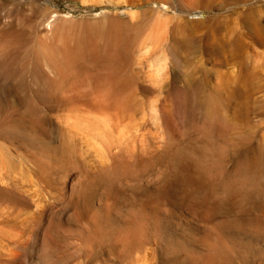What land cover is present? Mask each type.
<instances>
[{
	"label": "rangeland",
	"instance_id": "rangeland-1",
	"mask_svg": "<svg viewBox=\"0 0 264 264\" xmlns=\"http://www.w3.org/2000/svg\"><path fill=\"white\" fill-rule=\"evenodd\" d=\"M0 264H264V0H0Z\"/></svg>",
	"mask_w": 264,
	"mask_h": 264
},
{
	"label": "bare ground",
	"instance_id": "bare-ground-1",
	"mask_svg": "<svg viewBox=\"0 0 264 264\" xmlns=\"http://www.w3.org/2000/svg\"><path fill=\"white\" fill-rule=\"evenodd\" d=\"M248 9H250V8H248ZM247 22V21H246ZM95 57H96V55H95ZM95 62H98V61H95ZM69 66V65H68ZM110 78H108V80H109ZM110 84V83H109ZM114 86V85H113Z\"/></svg>",
	"mask_w": 264,
	"mask_h": 264
}]
</instances>
